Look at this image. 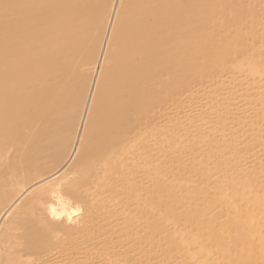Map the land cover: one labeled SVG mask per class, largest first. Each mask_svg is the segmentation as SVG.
<instances>
[{"label":"bare ground","instance_id":"bare-ground-1","mask_svg":"<svg viewBox=\"0 0 264 264\" xmlns=\"http://www.w3.org/2000/svg\"><path fill=\"white\" fill-rule=\"evenodd\" d=\"M0 264H264V0H0Z\"/></svg>","mask_w":264,"mask_h":264}]
</instances>
